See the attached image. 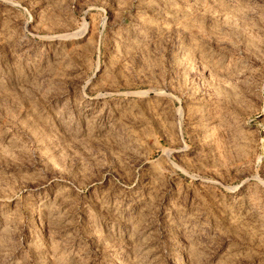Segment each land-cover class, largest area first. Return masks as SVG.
<instances>
[{
    "label": "rangeland",
    "instance_id": "obj_1",
    "mask_svg": "<svg viewBox=\"0 0 264 264\" xmlns=\"http://www.w3.org/2000/svg\"><path fill=\"white\" fill-rule=\"evenodd\" d=\"M0 264H264V0H0Z\"/></svg>",
    "mask_w": 264,
    "mask_h": 264
}]
</instances>
